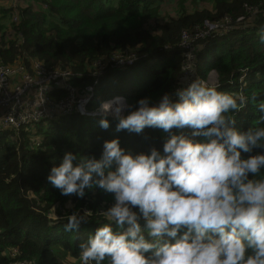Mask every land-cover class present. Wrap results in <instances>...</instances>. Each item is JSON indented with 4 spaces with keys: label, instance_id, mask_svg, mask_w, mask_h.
<instances>
[{
    "label": "trees",
    "instance_id": "16d2710c",
    "mask_svg": "<svg viewBox=\"0 0 264 264\" xmlns=\"http://www.w3.org/2000/svg\"><path fill=\"white\" fill-rule=\"evenodd\" d=\"M166 1L24 0L16 7L0 5V67L25 65L33 73L34 63L40 62L48 72L69 71L78 94L85 95V88L101 76L98 69L113 67L114 58L135 57L134 66L110 68L100 78L90 108L109 93L124 96L130 105L144 97L156 102L197 76L206 81L214 70L219 90L248 99L234 118L237 126H252L260 113L250 97L264 101V43L258 35L264 28V0H170L169 10ZM250 8L260 13L243 30L238 19L247 17ZM227 21L231 30L224 35L195 39L206 23ZM184 38H189L187 48ZM188 52L194 54V79L186 71ZM244 73L245 87L239 84ZM101 118L73 114L20 131H0V264H72L69 259L79 261V243L99 227V211L113 203L112 194L97 188L84 198L65 196L47 181L66 151L99 158L104 141L117 137L133 154L151 147L163 151L168 133L162 129L117 132L115 119L107 117L110 126L104 129ZM83 210L90 217L80 231L65 232L68 214Z\"/></svg>",
    "mask_w": 264,
    "mask_h": 264
},
{
    "label": "clouds",
    "instance_id": "9594fccd",
    "mask_svg": "<svg viewBox=\"0 0 264 264\" xmlns=\"http://www.w3.org/2000/svg\"><path fill=\"white\" fill-rule=\"evenodd\" d=\"M258 35L264 43V28ZM185 56L192 70L194 54ZM217 87L197 76L156 102L130 105L120 95L95 104L104 129L111 115L117 132L150 127L168 136L163 151L133 154L117 137L104 141L99 158L66 151L51 167L47 181L61 195L99 188L113 196L79 243L80 264H264V101L250 97L260 116L244 129L234 118L248 99ZM89 217L68 214L64 231L79 232Z\"/></svg>",
    "mask_w": 264,
    "mask_h": 264
},
{
    "label": "built area",
    "instance_id": "2783aa9c",
    "mask_svg": "<svg viewBox=\"0 0 264 264\" xmlns=\"http://www.w3.org/2000/svg\"><path fill=\"white\" fill-rule=\"evenodd\" d=\"M4 1L16 7L24 0ZM259 13L258 8H250L247 17L238 19L239 23H243L242 29H248L254 16ZM230 24L231 21H227L224 25L206 23L204 30H200L195 39L206 40L224 35L231 30ZM184 39L183 46L187 48L190 45L189 38ZM111 61L119 67H132L137 59L135 57L127 60L114 58ZM105 69L107 68L98 69L100 70L98 75H101ZM32 70L33 73L25 65L16 68L0 67V131H20L21 128L30 124L58 121L73 114L89 118L103 117L100 106L94 105L90 108L100 77L94 84L85 88V95H80L73 82V75L69 71L48 72L40 62L34 63ZM186 71L187 75L194 79L193 69ZM212 73L208 75L206 82L217 86V76L216 81H209Z\"/></svg>",
    "mask_w": 264,
    "mask_h": 264
},
{
    "label": "rangeland",
    "instance_id": "374dc122",
    "mask_svg": "<svg viewBox=\"0 0 264 264\" xmlns=\"http://www.w3.org/2000/svg\"><path fill=\"white\" fill-rule=\"evenodd\" d=\"M170 0H167L165 3L167 4L168 2H169ZM171 3V2H170ZM6 4V2L4 1V0H0V5H5ZM164 8H167L166 10H169L168 8H169V6H168V4L164 7ZM163 15H166V14H164L163 13ZM247 29V28H246ZM243 30H245V29H243ZM115 63H113L112 61H110V65H112L113 67H110V68H119V69H128L129 68V66H127V67H119V66H116V65H114ZM14 68H16V67H14ZM110 68H107V69H105L104 71H103V73L101 74V76H100V78L101 77H104L107 73H108V70L110 69ZM205 68H207L206 66H205ZM213 75H210V78H209V81H216L217 79H216V76H217V78H218V75L215 73H212ZM53 88H56L55 86H53ZM97 94V93H96ZM117 96H120V95H118L117 93H109L108 95H107V97L106 98H104L103 100H102V102H106V101H109V100H112L114 97H117ZM122 97V96H121ZM45 127H47L46 125H45ZM55 218H56V216H55ZM69 262H71L72 264H75V263H77V264H80V262L79 261H74V260H68Z\"/></svg>",
    "mask_w": 264,
    "mask_h": 264
}]
</instances>
